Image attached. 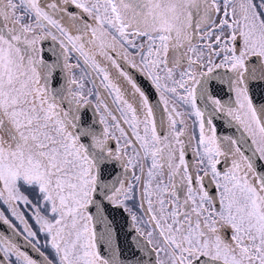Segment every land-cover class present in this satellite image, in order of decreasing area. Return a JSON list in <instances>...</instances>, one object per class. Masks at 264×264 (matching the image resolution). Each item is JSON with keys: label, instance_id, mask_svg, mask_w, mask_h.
I'll list each match as a JSON object with an SVG mask.
<instances>
[{"label": "snow or ice", "instance_id": "obj_1", "mask_svg": "<svg viewBox=\"0 0 264 264\" xmlns=\"http://www.w3.org/2000/svg\"><path fill=\"white\" fill-rule=\"evenodd\" d=\"M0 264H264V0H0Z\"/></svg>", "mask_w": 264, "mask_h": 264}]
</instances>
